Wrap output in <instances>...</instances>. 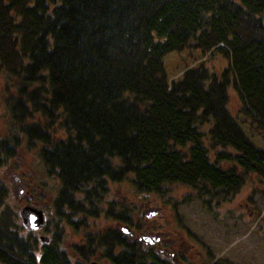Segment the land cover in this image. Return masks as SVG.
Returning a JSON list of instances; mask_svg holds the SVG:
<instances>
[{
    "label": "trees",
    "instance_id": "trees-1",
    "mask_svg": "<svg viewBox=\"0 0 264 264\" xmlns=\"http://www.w3.org/2000/svg\"><path fill=\"white\" fill-rule=\"evenodd\" d=\"M188 49L229 65L173 80L165 58ZM0 72V264H174L112 229L69 254L65 227L105 219L143 232L150 219L110 201L111 184L160 198L182 185L211 207L249 177L264 183V148L243 128L264 132V0H0ZM232 88L244 120L230 111ZM18 149L35 159L30 191L54 195L48 242L24 227L2 178Z\"/></svg>",
    "mask_w": 264,
    "mask_h": 264
},
{
    "label": "rangeland",
    "instance_id": "rangeland-1",
    "mask_svg": "<svg viewBox=\"0 0 264 264\" xmlns=\"http://www.w3.org/2000/svg\"><path fill=\"white\" fill-rule=\"evenodd\" d=\"M201 63H206L217 73L229 65L228 60L221 54L211 57L195 49L173 53L165 58L167 72L173 80L180 79L187 69ZM7 86L5 74L0 72L1 139L6 136L8 125L4 103ZM229 107L234 117L239 120L245 119L239 95L234 88L230 90ZM243 128L258 147L264 148V132L251 128L249 124H243ZM34 164L32 153L18 149L16 158L3 168L2 178L9 184L12 192L11 201L19 206L20 211L28 205L41 207L45 211L47 224L51 222L54 228L58 222L54 195L48 190L37 195L33 190L22 186L21 182L14 181L17 174L25 177L28 184L30 178L26 174L30 176V172L33 177L37 176L40 179L36 168H33ZM19 186L25 191L21 199L16 198ZM167 189L164 198L143 197L136 195L129 184L110 185V201L121 202L131 209L134 208L135 213L141 217H146L148 212L157 211V215L150 219V225L140 233L133 230L135 238L130 239L139 241L144 237L141 243L145 248L160 250L161 254H168L172 260L176 258L177 263L174 264H208L210 256L215 261L222 260L224 263L264 264V183H260L257 177H249L246 186L233 199L213 201L211 207L200 201L197 193L190 187L174 185L168 186ZM88 223L89 229L84 228L79 234L73 232L69 226L65 227L67 237L64 249L69 254L72 253L73 247L82 246L85 236L92 232L98 233L108 229L121 232L125 227L119 228L114 222L105 219L100 221L90 219ZM47 230L44 228L43 235L50 239L54 233L52 230L50 232L52 234H49ZM152 237H161V241L154 245L147 244L146 240Z\"/></svg>",
    "mask_w": 264,
    "mask_h": 264
},
{
    "label": "water",
    "instance_id": "water-1",
    "mask_svg": "<svg viewBox=\"0 0 264 264\" xmlns=\"http://www.w3.org/2000/svg\"><path fill=\"white\" fill-rule=\"evenodd\" d=\"M14 181L15 182H21L22 184H25V181L20 179V177L16 174L14 176ZM23 186V185H22ZM17 199H21L23 194H24V189L19 186L17 187ZM157 215V211H153V212H149L148 213V218H151L153 216ZM20 216L23 222L24 227L28 230V231H42L46 225H47V217L45 214V211L43 208L38 207V206H25L21 211H20ZM124 234L129 237V238H135V235L133 233V231L129 228V227H123L122 228ZM144 238V237H142ZM142 238L140 240H142ZM147 239V238H146ZM41 240L43 242H48V238L46 237H41ZM160 240V238H153V240L151 239H147L146 241L152 242V243H156ZM90 264H100L99 262H91Z\"/></svg>",
    "mask_w": 264,
    "mask_h": 264
},
{
    "label": "flooded vegetation",
    "instance_id": "flooded-vegetation-1",
    "mask_svg": "<svg viewBox=\"0 0 264 264\" xmlns=\"http://www.w3.org/2000/svg\"><path fill=\"white\" fill-rule=\"evenodd\" d=\"M25 178V177H23ZM25 180V179H24ZM25 188H28L29 187V184H27V181L25 180V184H24ZM25 192V191H24ZM36 234H38V236H41L42 232H39V231H35ZM168 256V254H166ZM176 257V256H175ZM177 263V262H176Z\"/></svg>",
    "mask_w": 264,
    "mask_h": 264
}]
</instances>
